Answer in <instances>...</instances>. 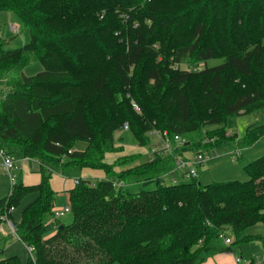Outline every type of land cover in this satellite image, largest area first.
Segmentation results:
<instances>
[{
    "label": "trees",
    "instance_id": "trees-1",
    "mask_svg": "<svg viewBox=\"0 0 264 264\" xmlns=\"http://www.w3.org/2000/svg\"><path fill=\"white\" fill-rule=\"evenodd\" d=\"M1 11H13L29 39L8 48L0 38V146L36 162L41 177L0 198L1 222L37 192L11 220L32 252L0 264H197L225 231L234 243L264 247V236L246 233L264 226V154L243 165L244 180L163 178L185 150L249 147L264 136V123L248 125L240 140L226 129L231 116L264 109V0H0ZM34 61L41 70L9 77ZM124 122L138 146L158 131L171 152L154 149L116 171L105 154ZM45 162L102 176L58 192ZM138 182L155 187L124 188ZM65 204L69 221L54 217Z\"/></svg>",
    "mask_w": 264,
    "mask_h": 264
},
{
    "label": "rangeland",
    "instance_id": "rangeland-1",
    "mask_svg": "<svg viewBox=\"0 0 264 264\" xmlns=\"http://www.w3.org/2000/svg\"><path fill=\"white\" fill-rule=\"evenodd\" d=\"M16 24L17 31L11 32L9 31L10 24ZM0 38L9 40L6 45L8 48H15L23 45L29 39V31L27 28L23 27L22 23L18 19L17 15L13 11L9 12H0ZM264 43V38L262 39ZM222 62L221 58L208 60V65H215ZM182 68H188V64L184 62L181 63ZM197 67H201V64H197ZM42 66L39 61H34L30 64H27L21 69H16L12 73L9 74V77L19 78L22 74L24 75H32L37 71L41 70ZM3 89V88H1ZM0 89V90H1ZM264 123V109H259L253 111L251 113L234 115L228 118L226 129L231 134L236 135V139L240 140L244 134L245 129L248 125L251 124H261ZM114 144L113 148L106 152L105 161L109 164L113 163V167L116 171H119V165L124 160L130 161V164H134L136 162L144 161L149 159L152 155L153 150L156 148L158 138L156 136H151L150 142L146 146H138L129 132L122 131L121 129H117L113 133ZM85 146L84 141H77L74 145L75 149H83ZM237 152V153H236ZM140 153L137 159H134L136 155ZM136 154V155H135ZM196 153L191 150H185L182 152V156L185 158L191 159ZM202 154L208 155V158L204 160L203 163L198 164L196 166V174L194 176L178 175L176 181H172L169 176L163 177L166 183L173 182H181L188 181L192 177L196 180H199L201 183H209L213 181H226V180H244L247 178L246 174L243 171V165L255 159L262 154H264V136L260 137L255 143H253L249 147H241L237 143H233L231 141H225L213 148L203 151ZM238 157V158H237ZM34 167L38 169L39 165L35 163ZM48 170H51L53 174L57 176H62L61 178L64 182L73 181L75 179L78 180V177L81 176V168L77 166L70 167L61 171L60 167L54 163H44L43 164ZM35 171V170H34ZM90 179L93 181L96 180L98 176L92 175L89 172ZM126 184V183H125ZM155 187L154 182H149L143 184L141 182L138 183H128L124 188L128 189L131 192H135L140 188L151 189ZM10 186L7 183V193L9 192ZM6 193V194H7ZM32 192L26 193L18 202V204L13 208V215H11L10 220L16 222L20 219L23 207L31 199L30 196ZM62 221H69L71 219V215L69 212H66L64 216L60 217ZM11 221V222H12ZM0 225L3 228L5 233L9 232V226L6 220H2ZM2 233H0V241L4 240ZM2 240V242H3Z\"/></svg>",
    "mask_w": 264,
    "mask_h": 264
},
{
    "label": "crops",
    "instance_id": "crops-1",
    "mask_svg": "<svg viewBox=\"0 0 264 264\" xmlns=\"http://www.w3.org/2000/svg\"><path fill=\"white\" fill-rule=\"evenodd\" d=\"M1 12H9V11H1ZM228 133L231 134L230 132ZM13 156L18 160L20 164V169L17 171L18 181H21L23 184L26 185L35 184L39 182L41 177L40 172L36 167H34V169L32 170V167L36 165L35 164L36 162H34L32 159H29L27 157H22L16 154ZM81 172H82L81 176L83 177H88L89 172L92 175H96L100 177L102 176L97 170H90L83 168L81 169ZM61 177L62 176L59 177L53 174V172L51 173V177H50V184L52 188L58 192L65 191L66 189L70 188L74 183V180L69 182H64V180ZM7 183L9 185V180L7 176L0 169V198L8 194ZM30 196L32 197L29 201H27L25 206L37 196V192H32ZM12 211L13 209L11 210V215H13ZM0 225L2 224L0 223ZM0 233H2L3 236H5L4 240L2 238L3 242L2 240L0 241V257L18 255L22 261H25L30 253L28 251L27 246L21 240L15 237V235L10 231V228H9V232L5 233L3 231V228L0 226ZM246 233L249 235L264 236V226L261 224H256L250 227L246 231ZM224 236L230 238V243L226 244L224 243L223 238L215 237L206 245V247L202 251V254L197 264H236L234 260L235 255H240L249 260H254L255 258L257 259L258 257L264 263V247L261 241L248 240L239 243H234V237L228 231L224 232Z\"/></svg>",
    "mask_w": 264,
    "mask_h": 264
},
{
    "label": "built area",
    "instance_id": "built-area-1",
    "mask_svg": "<svg viewBox=\"0 0 264 264\" xmlns=\"http://www.w3.org/2000/svg\"><path fill=\"white\" fill-rule=\"evenodd\" d=\"M9 30L11 32H16L17 31V26L16 24H10L9 25ZM5 93L1 95V97H4ZM132 106L135 110H138V105L132 101ZM122 131H128V124L124 122L120 128ZM156 137L158 138L157 143L158 146L155 148L159 150V152L162 153H170L171 152V146L168 143V140L163 138L158 131H154ZM165 134V133H164ZM174 141L180 145L184 142V139L181 138L179 135H174L173 137ZM237 153V152H236ZM175 158V166L172 168L169 172L164 174V177L169 176V178L172 181H176L178 178L179 174L184 175H190L194 176L196 174V166L198 164H201L204 162L205 159L208 158V155L202 154V152L196 153L191 159L185 158L182 155H176L174 156ZM0 169L1 171L7 176L9 180V185L10 188H12L17 182H18V176H17V171L20 169V164L18 160L12 155L6 152L5 148L0 146ZM179 173V174H178ZM77 179L74 180L76 182ZM113 185H121V182H113ZM13 208H10L9 211H11ZM70 208L67 204L60 206L59 208H56L54 211V217L58 218L63 215H65L66 212H69ZM3 220L7 221V224L10 228V231L15 235L16 238L19 239L18 235L15 232V228L13 226V223L11 222L10 219H8L5 215L1 217ZM219 237L223 238L224 243L228 244L230 243V238L225 237L222 233L219 234ZM28 251L31 253L32 252V247L27 246ZM234 260L236 264H264L263 261L257 257L254 260H249L246 259L240 255H235Z\"/></svg>",
    "mask_w": 264,
    "mask_h": 264
}]
</instances>
